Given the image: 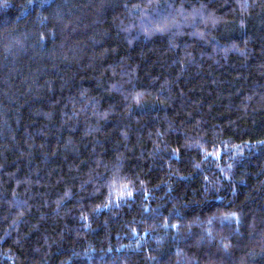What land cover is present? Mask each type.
Here are the masks:
<instances>
[{
    "label": "trees",
    "instance_id": "obj_1",
    "mask_svg": "<svg viewBox=\"0 0 264 264\" xmlns=\"http://www.w3.org/2000/svg\"><path fill=\"white\" fill-rule=\"evenodd\" d=\"M0 264H264V0H0Z\"/></svg>",
    "mask_w": 264,
    "mask_h": 264
}]
</instances>
